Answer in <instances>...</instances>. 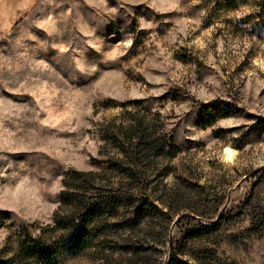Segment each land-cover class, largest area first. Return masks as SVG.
Here are the masks:
<instances>
[{
    "label": "rangeland",
    "instance_id": "374dc122",
    "mask_svg": "<svg viewBox=\"0 0 264 264\" xmlns=\"http://www.w3.org/2000/svg\"><path fill=\"white\" fill-rule=\"evenodd\" d=\"M0 2V259L264 264V0Z\"/></svg>",
    "mask_w": 264,
    "mask_h": 264
},
{
    "label": "trees",
    "instance_id": "16d2710c",
    "mask_svg": "<svg viewBox=\"0 0 264 264\" xmlns=\"http://www.w3.org/2000/svg\"><path fill=\"white\" fill-rule=\"evenodd\" d=\"M1 4V2H0ZM4 8L0 6V17ZM60 241L54 236L47 237L24 234L17 239V254L1 258L0 264H57L60 252Z\"/></svg>",
    "mask_w": 264,
    "mask_h": 264
},
{
    "label": "bare ground",
    "instance_id": "6f19581e",
    "mask_svg": "<svg viewBox=\"0 0 264 264\" xmlns=\"http://www.w3.org/2000/svg\"><path fill=\"white\" fill-rule=\"evenodd\" d=\"M223 154H224L225 160L232 161L234 159V156H235V151L232 148L226 147L224 149Z\"/></svg>",
    "mask_w": 264,
    "mask_h": 264
},
{
    "label": "water",
    "instance_id": "95a60500",
    "mask_svg": "<svg viewBox=\"0 0 264 264\" xmlns=\"http://www.w3.org/2000/svg\"><path fill=\"white\" fill-rule=\"evenodd\" d=\"M226 206H227V203L226 204H224V206H223V208L218 212V214H217V217L216 218H219L220 216H221V214L225 211V209H226ZM165 264H167V263H165Z\"/></svg>",
    "mask_w": 264,
    "mask_h": 264
}]
</instances>
